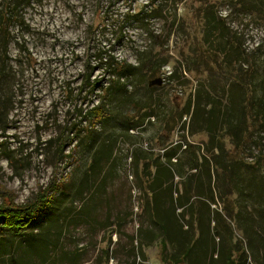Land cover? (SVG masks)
<instances>
[{
	"label": "rangeland",
	"instance_id": "rangeland-1",
	"mask_svg": "<svg viewBox=\"0 0 264 264\" xmlns=\"http://www.w3.org/2000/svg\"><path fill=\"white\" fill-rule=\"evenodd\" d=\"M10 4L0 264H264V0Z\"/></svg>",
	"mask_w": 264,
	"mask_h": 264
},
{
	"label": "trees",
	"instance_id": "trees-1",
	"mask_svg": "<svg viewBox=\"0 0 264 264\" xmlns=\"http://www.w3.org/2000/svg\"><path fill=\"white\" fill-rule=\"evenodd\" d=\"M16 10V5L10 4L5 8L0 9V38H1V33H3L7 27L9 20L11 16L13 15L12 11ZM4 28V29H3ZM7 44L4 43V47H6ZM124 69V67H121L120 70ZM92 118L93 124L95 125L96 121L98 118H101L104 116V112L101 109V106L99 107H94L91 112L89 113ZM52 199V198H51ZM51 199L47 200L44 199V201L39 202L42 204V207H38L37 205L31 206V207H26V208H20V207H2L0 208V220L2 221L1 230H7L14 232L16 234H21L23 235L25 230H28L32 227L38 213L40 210H42L46 205L49 206L51 203ZM168 240H171L170 234L165 235ZM177 239V238H175ZM173 239V240H175ZM194 245V244H191ZM190 245V246H191ZM183 253L180 254H175L170 261L173 264H180L183 262Z\"/></svg>",
	"mask_w": 264,
	"mask_h": 264
},
{
	"label": "water",
	"instance_id": "water-1",
	"mask_svg": "<svg viewBox=\"0 0 264 264\" xmlns=\"http://www.w3.org/2000/svg\"><path fill=\"white\" fill-rule=\"evenodd\" d=\"M161 83H162V80L161 79H156L154 81H151L149 85L150 86H153L155 84L161 85Z\"/></svg>",
	"mask_w": 264,
	"mask_h": 264
}]
</instances>
